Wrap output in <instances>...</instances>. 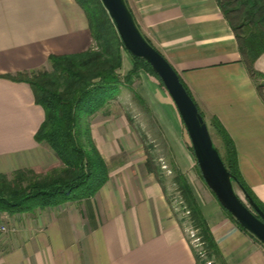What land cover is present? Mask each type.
I'll return each mask as SVG.
<instances>
[{"label":"crops","instance_id":"0c3cea01","mask_svg":"<svg viewBox=\"0 0 264 264\" xmlns=\"http://www.w3.org/2000/svg\"><path fill=\"white\" fill-rule=\"evenodd\" d=\"M126 1L142 33L177 70L206 119H219L232 138L241 174L264 203V101L219 1ZM94 41L77 0H0V172L60 164L51 147L35 139L45 112L31 85L9 76L47 67L50 55L83 52ZM255 67L264 73V53ZM138 76L141 95L136 96L147 105L143 109L151 134L173 152L188 177L186 164L192 160L180 112L155 77L148 72ZM94 123L96 140L100 136ZM110 143L96 140L110 177L93 197L34 215L2 213L17 234L0 237V264H197L154 173L118 158ZM195 195L222 263L264 264V244L240 227L214 196L201 200Z\"/></svg>","mask_w":264,"mask_h":264},{"label":"trees","instance_id":"16d2710c","mask_svg":"<svg viewBox=\"0 0 264 264\" xmlns=\"http://www.w3.org/2000/svg\"><path fill=\"white\" fill-rule=\"evenodd\" d=\"M218 1L235 33L243 62L264 101V80L259 81L260 77L264 78V73L255 67L256 60L264 53V0ZM77 2L87 14L95 46L79 53L50 55V70L39 69L31 73L9 76L31 85L36 103L41 105L45 112V118L35 134V139L50 146L60 164L46 171L26 168L12 173L0 172V212L31 211L37 207L44 208L93 197L109 180L110 169L94 139L91 117L117 98L122 87L140 67L146 68L166 89L152 66L133 55L134 69L122 80L118 71L123 64L121 47L124 43L108 11L101 0ZM149 42L152 43L150 40ZM181 81L183 82L182 79ZM184 85L193 97L189 87L185 83ZM201 113L210 131L213 128L223 140L225 154L220 150L219 152L225 165L234 175L235 182L243 186L245 192L264 211V203L241 174L237 149L232 138L219 119L212 117L208 121L203 111ZM191 149L193 150L192 146ZM200 174L203 178L201 170ZM156 177L159 180L157 175ZM180 178L177 180L179 190L186 202L192 225L199 231L198 237L202 239L200 241L208 257L218 258L222 262L220 250L194 190L184 174L181 173ZM223 209L246 230L229 211L224 207ZM175 215L177 216L176 213ZM195 254L199 264L201 255L197 252Z\"/></svg>","mask_w":264,"mask_h":264},{"label":"rangeland","instance_id":"374dc122","mask_svg":"<svg viewBox=\"0 0 264 264\" xmlns=\"http://www.w3.org/2000/svg\"><path fill=\"white\" fill-rule=\"evenodd\" d=\"M121 53L124 62L118 72L121 76V79L124 80V78L134 69V59L125 45L121 47ZM42 69L50 70V62L49 66L43 67ZM145 72H148L146 68L140 67L138 72L132 75L129 82H126V85L122 87V90L117 98L109 102L103 109L99 110L91 117L92 126L95 122L94 127L100 136V138L98 137L97 139H103L107 142H111L110 145L115 147L118 151L116 156L121 159L129 158V163H131L130 165H132V167L136 165L138 167L147 169V171L153 170L154 172H150L159 177L160 181L158 179L157 180L167 195V200L169 201L174 213L177 214L178 219H181V226L183 229H185L187 239L193 251L201 255L199 264H223L218 258L208 257L206 249L200 241L202 239L198 237L199 231L192 225L190 214L185 206L186 202L184 201V197L179 190V182L177 181L178 179H181V173H184L176 163L173 152L170 154L168 149L163 146L162 142L158 139H155L153 134H151L152 125H149L150 123L148 121L149 118L146 114V109H143L145 106L147 107V105L142 103L138 96H136L141 95L138 75H145ZM148 73L152 75L150 72ZM154 80H157L158 83H160L156 77ZM182 124L183 135H185L186 138H184V144L187 146L186 149L189 151L192 160L191 163L189 161L188 164H186L189 165V167L187 166L186 169L187 172L189 171V176H186V178L188 181L190 180L194 192L198 194L201 200H206L207 197L211 195L216 198V196L201 177L197 159L193 153V150L191 149L192 143L190 136L187 132V129L185 128L184 122H182ZM211 133L217 148L224 155L225 153L224 149L222 148L221 140L213 128H211ZM156 144L158 146H156ZM234 187L243 201L249 205V207H251L245 193L235 181ZM47 207L50 206H46L44 208L37 207L34 210L24 212L27 213V215H34L36 211L45 209ZM5 212L11 215L14 213H9L8 211L0 212V222L5 224V231L0 232V237L4 236L8 238L9 236L11 237L16 235L17 231L14 227H11L6 222L7 219H5L3 217L4 214H2ZM1 240L3 239H0V241ZM1 247L3 246L0 244V248Z\"/></svg>","mask_w":264,"mask_h":264},{"label":"water","instance_id":"95a60500","mask_svg":"<svg viewBox=\"0 0 264 264\" xmlns=\"http://www.w3.org/2000/svg\"><path fill=\"white\" fill-rule=\"evenodd\" d=\"M127 50L147 61L164 83L175 102L190 136L202 176L219 203L252 235L264 244V211L240 186L251 205H247L234 187L235 177L225 165L208 123L195 99L169 60L139 28L126 0H101Z\"/></svg>","mask_w":264,"mask_h":264},{"label":"built area","instance_id":"2783aa9c","mask_svg":"<svg viewBox=\"0 0 264 264\" xmlns=\"http://www.w3.org/2000/svg\"><path fill=\"white\" fill-rule=\"evenodd\" d=\"M5 231V224L0 222V232H4Z\"/></svg>","mask_w":264,"mask_h":264}]
</instances>
